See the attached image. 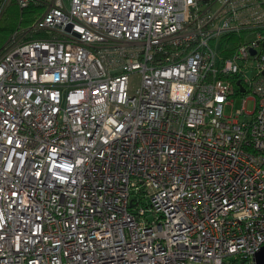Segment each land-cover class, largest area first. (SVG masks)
<instances>
[{"label":"built area","instance_id":"obj_1","mask_svg":"<svg viewBox=\"0 0 264 264\" xmlns=\"http://www.w3.org/2000/svg\"><path fill=\"white\" fill-rule=\"evenodd\" d=\"M263 246L264 0H48L7 38L0 264H257Z\"/></svg>","mask_w":264,"mask_h":264},{"label":"trees","instance_id":"obj_2","mask_svg":"<svg viewBox=\"0 0 264 264\" xmlns=\"http://www.w3.org/2000/svg\"><path fill=\"white\" fill-rule=\"evenodd\" d=\"M47 2L48 0H37V3L32 2L29 6L21 8L16 0H12L0 16V45L18 26L31 24Z\"/></svg>","mask_w":264,"mask_h":264},{"label":"rangeland","instance_id":"obj_3","mask_svg":"<svg viewBox=\"0 0 264 264\" xmlns=\"http://www.w3.org/2000/svg\"><path fill=\"white\" fill-rule=\"evenodd\" d=\"M71 28H72V27H71V24H66V25L64 26V30H65L67 33L71 32ZM6 40H7V39H5V40L1 43L0 47L3 46V44L5 43ZM132 81H133L135 84H137L138 81H139V79H138V77H134ZM236 98H237V97H235V99H236ZM236 107H241V99H237V101H236ZM253 107H254V100H252V99H248V100H247V104H246V109H247L248 111H250V110L253 109Z\"/></svg>","mask_w":264,"mask_h":264},{"label":"water","instance_id":"obj_4","mask_svg":"<svg viewBox=\"0 0 264 264\" xmlns=\"http://www.w3.org/2000/svg\"><path fill=\"white\" fill-rule=\"evenodd\" d=\"M257 264H264V246L262 250L257 253Z\"/></svg>","mask_w":264,"mask_h":264}]
</instances>
